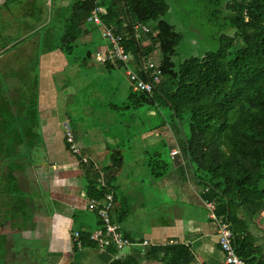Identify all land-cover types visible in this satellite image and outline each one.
Masks as SVG:
<instances>
[{
	"label": "trees",
	"instance_id": "1",
	"mask_svg": "<svg viewBox=\"0 0 264 264\" xmlns=\"http://www.w3.org/2000/svg\"><path fill=\"white\" fill-rule=\"evenodd\" d=\"M96 6L100 8L104 25L122 36L125 50L131 57V68L138 72L141 64L150 60L161 74L160 83L151 93L130 89L120 105L110 103L109 108L121 112L143 107L170 111L185 166L192 181L202 190L203 202L213 203L216 216L230 223L236 254L246 264H261V249L254 246L255 239L244 228V222L236 220L235 210L237 206L252 212L264 209V0L227 4V25L233 29V35L221 36L215 52L188 58L178 65L172 57L182 37L161 20L168 11V0H74L67 9L55 42L42 53L59 51L71 62L77 42L97 28L86 27V19ZM135 25L149 27L150 32L143 36L144 39L133 35ZM155 32L159 36L153 38ZM144 40L148 41L147 45ZM90 43L95 44L96 53L98 44L93 39ZM156 51L160 53L159 62L154 60ZM28 57L34 66L38 65V55ZM91 59L93 55L88 51L81 62ZM99 64L105 72L124 68L116 61ZM11 74L14 76L15 72ZM0 81H4L1 75ZM36 87L37 76H34L26 89L23 88L27 91L21 95L22 100L25 94L27 99L35 100L36 106ZM12 88L0 84L1 122L12 115L13 107L8 105L10 99L18 100ZM8 137L9 145L0 150V208H7L12 222L19 217L16 205L32 191L21 181L22 166L29 161L31 150L27 151L24 138L21 141L9 134ZM3 138L7 140V137H0ZM64 142L69 151V145ZM77 157L84 168L88 199L101 201L111 194L107 182L123 166L121 153H111V165L103 170L96 169L89 161L84 164L81 157ZM148 168L151 177L159 179L165 175L168 164L158 158L149 159ZM73 241L76 247L74 238ZM79 241L82 248L96 247L87 233H80ZM12 254L6 245V236L0 234V264L8 262ZM150 259L160 264H191L194 257L186 246L172 244L148 246L109 264H142Z\"/></svg>",
	"mask_w": 264,
	"mask_h": 264
},
{
	"label": "crops",
	"instance_id": "2",
	"mask_svg": "<svg viewBox=\"0 0 264 264\" xmlns=\"http://www.w3.org/2000/svg\"><path fill=\"white\" fill-rule=\"evenodd\" d=\"M56 1L59 7L64 0H0V73L6 74L3 80H15L11 74L14 63L8 67L3 63L7 61L5 57L11 49L24 41L37 39L39 33L51 26L54 12L59 11L55 9ZM92 37L90 33L77 43H90ZM10 38L15 41L13 45L5 43ZM144 41L147 45L148 41ZM33 46L31 43L30 47ZM105 48L104 43L98 44L97 51ZM26 49L28 55L32 54L29 46ZM38 56L37 122L33 128L39 138L31 148L33 156L21 170V181L32 191L16 205L19 215L16 221L11 222L8 218L11 231L2 232L3 225L1 227L0 234L6 236V245L15 253L14 256L9 255L8 264H109L148 246L172 244L184 245L192 252L194 260L191 264H225L217 241V228L207 217L202 190L192 181L185 166L174 126L164 135L170 142L172 163L162 178L153 179L150 173L147 178L146 173L149 170L147 148L157 146L160 134L142 133L144 145L138 146L140 154L135 159H127L120 150L114 151L123 156V166L107 182L115 199L111 220L119 224L132 241L139 244L146 241L147 245L126 249L127 254H119L121 251L113 249L74 247L72 233L89 234L99 227V219L88 209L90 199L85 193L84 168L79 158L67 150L64 132L71 128L74 139L84 149L83 155L96 169L103 170L111 165V153L103 137L105 132L100 128L93 127L91 134L87 132L81 136L71 126L66 105L67 97L73 95L74 89L56 82V74L64 72L67 65L64 55L54 51ZM73 78H76L75 74ZM127 82L130 90L131 85ZM114 89L107 105L115 99L116 84ZM120 89L123 90L122 86ZM118 144L119 140L116 146ZM172 151L179 154L171 156ZM147 188H150V194L144 192ZM235 216L237 221L244 222V228L255 239L254 246L261 249V264H264V209L252 212L249 208L237 206ZM142 264L160 263L150 259Z\"/></svg>",
	"mask_w": 264,
	"mask_h": 264
},
{
	"label": "rangeland",
	"instance_id": "3",
	"mask_svg": "<svg viewBox=\"0 0 264 264\" xmlns=\"http://www.w3.org/2000/svg\"><path fill=\"white\" fill-rule=\"evenodd\" d=\"M73 1L64 0L59 7L56 1L55 9L59 11L54 12L51 26L39 33L37 39L24 41L21 45L11 49L8 56L5 57L7 61L3 63L8 67L9 64L14 63L11 71L15 72V80L8 81L6 79L0 81V84L5 83L6 86L13 87L14 90L12 91L17 94L18 100L10 99L8 105L15 110L13 111V108H11V117L4 120V122L0 121V137H7V140L0 139V150H5V147L9 145L7 144L9 141L8 134L11 137L19 138L21 141L24 138L27 151H30L36 145V140L39 137L35 135L33 128L37 113L35 100L33 102L30 97L27 99L25 94V98L22 100L21 95L27 91L23 88L26 89L31 79L38 76L39 66H34L33 60L29 59L31 56H27L26 46H29L32 53L29 55L46 54L48 46L55 42L63 18ZM240 1L243 0H168V11L162 16L161 20L171 25L182 37L181 42L175 48V55L172 57L174 64L178 65L188 58L201 57L208 52H215L219 47L221 36H232L233 29L227 25L229 12L226 6L229 3ZM57 14H60V17ZM92 26L90 23L86 24L88 29H93ZM50 32L51 39L48 38ZM91 33L96 44L104 43L107 46L108 42L102 37L101 29L94 28ZM6 42L9 45L15 43L13 38L6 39ZM31 43L34 44L33 47H30ZM79 43L70 57L72 63L65 57L67 61L65 71L56 74L57 84L59 82L68 84L74 89L73 95L67 97L68 102L66 105V113L69 115L71 126L75 127L81 136H83L82 133L88 132V134H91L90 129L93 127L100 128L105 132L103 137L108 142L107 146L110 153L120 150L127 159H135L140 154L138 146L144 145L142 133L160 134L158 135L160 141L157 146L153 149L150 146L147 148L148 158L150 161L158 158L171 166L172 161L169 157L170 142L164 136L169 133L172 127L170 111L167 108H150L148 110V107L128 112L110 111L106 103L108 97L115 92L114 85H117V93L114 95L115 99L111 100L112 103L115 102L114 104L120 105L125 100V95L128 92V82L126 76H124V71L116 68L110 72H105L103 67L94 60V54L98 52L95 53V44L87 43L83 45ZM44 51L46 52L42 53ZM88 51L92 53L93 59L86 63L81 62ZM154 60L159 62V51L155 52ZM74 62L76 64H73ZM74 74L75 79L73 78ZM0 75L2 78L6 76L5 73H0ZM7 75H9V72H7ZM183 128L186 132V123H184ZM118 140L119 144L116 146ZM77 142L81 144L79 141ZM10 144L12 143L10 142ZM32 156L33 152H30V158ZM146 171L147 178H149L150 170ZM8 181L10 182V180ZM144 192L150 194V188H147ZM3 208V206L0 208V231L3 225L2 232H9L11 231L8 220L9 211L6 212L7 208ZM9 249L12 250L11 247ZM127 253L128 250L126 249L119 252V254ZM14 255L15 253L12 254V256Z\"/></svg>",
	"mask_w": 264,
	"mask_h": 264
},
{
	"label": "built area",
	"instance_id": "4",
	"mask_svg": "<svg viewBox=\"0 0 264 264\" xmlns=\"http://www.w3.org/2000/svg\"><path fill=\"white\" fill-rule=\"evenodd\" d=\"M86 21L101 29L102 37L108 42L104 50L96 53L95 61L97 63H104L106 61H116L121 63L124 67V73L131 85L132 91L151 93L154 87L160 83L161 74L155 64L148 60L141 64L138 72L131 68V57L125 50L122 36L116 33L113 28L104 25L100 18V8L98 6L94 7ZM149 32L147 26L135 25L133 35L136 38H140ZM157 36H159L158 33H153V38ZM139 73H142L143 76ZM64 140L69 145V152L73 156H80L81 162L84 164L89 161L87 156L81 155L84 149L82 145L74 139L69 128H66L64 132ZM176 154H178V151L171 152L172 156ZM113 207L114 201L111 194L106 195L101 201H89L88 209L96 213L100 223L96 230L88 234L89 240L99 249H114L116 251H121L123 249H132L136 246L141 248L145 247L147 245L146 241L140 244L136 241H132L131 238L127 237L122 232L119 224L111 220ZM204 207L207 210V217L217 228V241L224 255V263L246 264L245 261L236 254V249L233 246V232L230 223L223 221L216 216L215 205L213 203L205 202ZM72 237L76 242V247L81 248V242L79 241L80 232L74 231Z\"/></svg>",
	"mask_w": 264,
	"mask_h": 264
},
{
	"label": "bare ground",
	"instance_id": "5",
	"mask_svg": "<svg viewBox=\"0 0 264 264\" xmlns=\"http://www.w3.org/2000/svg\"><path fill=\"white\" fill-rule=\"evenodd\" d=\"M53 45V44H52ZM71 56V55H70Z\"/></svg>",
	"mask_w": 264,
	"mask_h": 264
}]
</instances>
